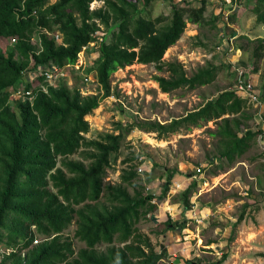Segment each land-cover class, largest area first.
<instances>
[{
    "label": "trees",
    "instance_id": "trees-1",
    "mask_svg": "<svg viewBox=\"0 0 264 264\" xmlns=\"http://www.w3.org/2000/svg\"><path fill=\"white\" fill-rule=\"evenodd\" d=\"M92 1L0 0V244L10 250L1 264H158L167 250H155L150 238L135 227L141 216L154 210L151 201L155 196L140 191L131 195L122 185L134 184L137 167L122 170L121 184H103L123 135L137 128L162 137L211 121L214 128L208 132L219 145V167L223 159L227 165L234 163L258 135L264 140L263 129L249 126L254 112L234 89L220 90L215 98L167 123L134 120L122 126L119 122L117 133L87 139L85 116L99 106L102 97L110 95L109 77L117 69L135 62L154 64L157 70L167 72L155 76L164 93L210 84L219 69L207 62L187 75L180 62L162 58L187 23H205L206 0L183 5L163 0L171 2L170 13L154 18L146 11L155 0H98L103 6L91 9ZM252 12L255 21L264 25V0H254ZM100 25L104 33L98 39ZM91 43L98 55L84 73L94 74L102 94L83 95L63 82L45 83L47 88L42 90L33 81L22 80L26 89L31 88L32 99L13 97L24 73L72 65L82 48ZM196 45L204 44L198 41ZM42 80L39 76L36 82ZM82 147L88 149L82 150L87 163L70 158ZM137 157L133 153L124 162ZM175 171L169 170L164 191ZM194 187L196 180L176 198L183 211L190 207ZM104 190L108 204L99 202ZM74 218L73 236L84 243L77 251L72 240L62 234ZM242 219L240 214L232 225ZM164 223L171 230L183 224L170 217ZM37 235L42 239L35 242ZM102 244L107 246L99 249ZM260 255L264 257V253Z\"/></svg>",
    "mask_w": 264,
    "mask_h": 264
},
{
    "label": "rangeland",
    "instance_id": "rangeland-1",
    "mask_svg": "<svg viewBox=\"0 0 264 264\" xmlns=\"http://www.w3.org/2000/svg\"><path fill=\"white\" fill-rule=\"evenodd\" d=\"M173 1L182 5L187 1L193 2ZM141 3H138L139 7ZM253 5L254 0H206L205 23L200 26L187 23L179 39L165 51L163 60L180 62L187 75L207 62L218 66L212 83L164 93L159 89L155 76H166L167 72L157 70L154 64L135 62L119 68L110 74V95L102 97L99 106L85 116L89 131L84 136L96 139L106 133H117L119 122L122 126L134 120L167 123L215 98L220 90L234 89L232 66L236 65L250 74L259 90L264 111V93H261L264 83V25L255 21ZM101 6L103 2L98 0L89 4L91 9ZM170 9L171 2L155 0L146 14L154 18L160 14L168 15ZM103 30L100 25L96 32L98 39H101ZM231 37L232 51L227 46ZM198 41L204 45L197 46ZM94 47L96 45L89 44L82 48L76 63L60 81L70 89L78 88L83 95L103 93L95 82L94 74L84 73L97 58ZM25 80H28V75ZM33 84L40 83L33 80ZM250 109L254 118L248 122L249 126L253 130H264L263 119L255 114L252 105ZM209 128H214L211 121L162 137L156 132L134 128L123 135L117 156L105 170L103 184H121L122 170L137 167L134 184L122 182V185L131 195L140 191L143 195L155 196L151 201L155 204L154 210L141 216L135 227L150 238L155 250H160L161 246L167 250V255L158 264H215L223 255L225 257L219 264H264V257L260 255L264 253V140L258 135L252 146L234 163L227 165L223 159V166L219 167V145L217 139L209 135ZM82 150L88 149L82 147L70 158L87 163ZM133 153L138 154L137 159L125 163L124 160L132 158ZM171 169L176 171L164 191ZM192 180H196V187L189 198L190 207L183 211L176 198ZM104 194L105 190L99 202L108 204ZM168 204H177V210L167 207ZM240 214H243V219L233 226ZM168 217L183 224L173 230L167 229L164 221ZM75 218L62 234L72 240L77 251L84 243L73 236ZM41 239L42 236L37 235L35 242ZM211 241L215 242L209 243ZM106 246L102 244L99 249ZM9 251L0 244V261ZM187 260L192 263H186Z\"/></svg>",
    "mask_w": 264,
    "mask_h": 264
},
{
    "label": "built area",
    "instance_id": "built-area-1",
    "mask_svg": "<svg viewBox=\"0 0 264 264\" xmlns=\"http://www.w3.org/2000/svg\"><path fill=\"white\" fill-rule=\"evenodd\" d=\"M224 15L227 16V14ZM55 38L59 40L58 34L55 35ZM232 39L233 38L231 37L229 39V42L227 43L228 49L231 51L234 49ZM238 53L240 54V52ZM73 65L74 64L66 65L62 67H58L55 65H51L44 68L41 67L36 71H28L24 73V77L22 78V80L24 81L27 75H28V81L30 82L36 80L37 77L42 76L43 80L40 82L38 86L40 87V89L46 90L47 85H55L59 83L61 80H63L66 77V75H68L69 68H71ZM232 67L235 75L234 91L240 97L246 99L247 104L252 105L254 107L255 114H257V116L263 119L262 121L264 124L263 104L261 101V97L259 95V90L257 89L256 85L253 83L250 74H248L247 71L242 66L236 65ZM85 79H87V77H85ZM23 81H20L17 89L13 92L12 95L14 98H19L21 100H25V99L31 100L32 90L31 88L26 89ZM138 169L141 170L140 166Z\"/></svg>",
    "mask_w": 264,
    "mask_h": 264
},
{
    "label": "crops",
    "instance_id": "crops-1",
    "mask_svg": "<svg viewBox=\"0 0 264 264\" xmlns=\"http://www.w3.org/2000/svg\"><path fill=\"white\" fill-rule=\"evenodd\" d=\"M176 185H177V186H180L179 183H177ZM176 205H177V204H175V205H174V204H168L167 207L175 208V210H177ZM174 206H175V207H174ZM165 209H166V207H165ZM159 215H161V213H160ZM166 215H167V214H166ZM176 228H177V227H176ZM160 248H163V247L161 246Z\"/></svg>",
    "mask_w": 264,
    "mask_h": 264
}]
</instances>
